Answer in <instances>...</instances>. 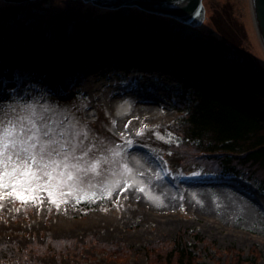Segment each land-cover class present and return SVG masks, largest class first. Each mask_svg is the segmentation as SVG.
Here are the masks:
<instances>
[{"label":"rangeland","instance_id":"rangeland-1","mask_svg":"<svg viewBox=\"0 0 264 264\" xmlns=\"http://www.w3.org/2000/svg\"><path fill=\"white\" fill-rule=\"evenodd\" d=\"M76 1L71 4L79 7ZM251 1L204 0L203 23L194 28L169 19L164 22L169 33L166 39L184 41L199 33L223 42L232 39L231 49L246 53L264 70V47ZM40 2L32 7L35 9L21 12L15 22L0 20V114L25 105H31L38 112L48 109L47 115L54 125L65 122V127L72 125L73 130H86L89 135L84 143L104 162L96 171L86 174L82 193L86 198L79 203L73 196H67V203L50 208L45 191L35 194L38 197L35 202L21 205H17L20 200L13 197L0 200V244H16L20 251L28 248V258L36 257L35 264H176L179 254L176 249L180 246H193L198 264H248L245 260L252 256L256 258L255 264H264V190L255 179L223 175L187 178L179 173L180 169L178 173H170L162 161V153L174 162L178 157L168 146L174 144L172 135L177 131L168 133L165 129L178 119L172 105L175 101V107H181L180 99L170 101L167 96L180 94L179 81L189 75L182 73L185 67L179 62L171 66V60L169 63L163 54H158L160 44L167 48L165 36L161 38L163 44L159 40L151 42L156 31L151 29L150 23L141 22L129 25L137 32L144 30L140 28L144 25L150 35L134 38L130 28L123 29V24L121 32L111 30L113 35L108 36L125 47L129 55L119 53L113 54L111 60L94 58L90 61L85 50L86 46H91L88 35L83 32L85 37L76 40L79 30L73 20L64 24L62 30L60 27L48 29L50 14L55 17L69 2L48 0L44 5ZM1 4L4 3L0 1ZM117 11L94 7V12L101 15L99 21L131 12L125 8ZM214 18L218 19L223 35L217 33ZM42 27L46 33L42 39L46 36L47 42L37 36ZM132 38L141 40V49L135 47L137 44H133ZM52 45H64V57L55 49L42 56ZM22 48L30 53L27 58L35 62L33 66L40 67L42 61L47 60L52 66L62 65L65 70L74 72L75 62L84 64L83 71L68 77V81H75L72 87H63L73 91V98L43 101L46 85L42 81H48L47 78L28 75L27 79L17 76L22 72L13 73L12 67L18 60L12 50ZM227 50L223 54L230 62L232 56ZM178 57H182L181 54ZM195 73L200 81L207 79L208 66ZM224 73L221 71L222 76ZM197 78L190 80L196 83ZM16 81L33 82L27 97L14 93ZM51 89L64 93L59 86L53 85ZM65 113H69L68 119ZM146 129L151 131L135 142L138 133ZM143 141L145 145L139 143ZM124 166L130 171L124 172ZM249 168L258 176L253 170L255 166ZM257 172L264 179V170ZM113 181L117 183L112 184ZM110 184L111 192L107 190ZM64 239L72 241L68 248L58 252L50 247V243ZM40 245L51 251L39 253L37 246ZM34 251L37 253L32 255ZM169 253L171 259L165 258ZM0 264L11 263L5 259Z\"/></svg>","mask_w":264,"mask_h":264},{"label":"trees","instance_id":"trees-1","mask_svg":"<svg viewBox=\"0 0 264 264\" xmlns=\"http://www.w3.org/2000/svg\"><path fill=\"white\" fill-rule=\"evenodd\" d=\"M44 1L46 0H42L40 3ZM66 1L69 4L61 7L60 11L59 8H56L59 12L55 17L53 14H50V17H54V19H47L48 26H50L48 29L51 31V27H60V30H62L64 24L66 25L67 22L73 20L74 26L77 27L76 30H79V34L78 32L76 33L75 39L79 40L80 37H85L82 34L83 32H86L88 35L87 40H89L91 46L89 48L86 46L85 50L90 55L91 61L94 58L111 60L113 54H126L127 51L122 49L116 41H112L108 36L112 34L111 30L121 32L123 24L126 27L123 29L129 30L130 28V34H135V37L144 38V36L150 35L149 30L146 31L144 29L137 32L129 24H133L132 22L150 23L151 29L156 31L151 42L159 40L163 44L164 41L161 38L164 39V36L166 38L169 35L164 26V22L166 23L167 21L165 17L148 14L137 9H130L129 16L112 15L111 18L105 17L99 21L101 15L94 12L93 6L90 5L89 7L87 6L89 4L84 5V3L77 0L76 3L80 5L79 7H75L71 4L73 1ZM38 4L39 2L19 5L1 4L3 6L0 5V20H16L20 12L24 10L29 11L30 8ZM82 9H86L85 12ZM95 13L97 17H94ZM214 19L216 22L212 20L216 31L218 34L223 35L221 27L217 24L218 19ZM45 34L43 27L38 29L37 36L47 42L46 36L42 39ZM61 36H64V34L62 33ZM226 37L228 38L227 35ZM134 38L130 39L133 43L137 45L142 44L141 40L137 39L135 41ZM165 41L168 42V38ZM175 44V41L172 40L167 43V46L172 49L176 47ZM232 44V39L223 42L210 36L207 38L204 34L201 35L199 33L194 39H188L185 42V48L181 52L182 57L179 58L176 55H172L170 58L165 59L168 62L171 60L172 63L169 62L171 66L176 62L181 63L185 67L182 73L185 76L189 74L183 81L184 89L182 94L179 95V102L182 107L180 112L183 114V117L179 121V124H177V127L183 135L185 149L201 150L210 154L214 160L222 158L221 164L223 168L221 170L236 171L233 161L237 160L240 164H245L249 167L255 166L252 169L260 174L257 171L264 170V126L260 121V118L263 117L261 109L264 104V70L259 69L254 64V60L250 59L246 53H239L234 48L231 49ZM160 46L162 45L160 44ZM53 47L52 45L42 56L49 55L52 49H55L59 50L60 55L64 57L66 54L64 45ZM227 48L235 52L241 59H236L225 67L223 52ZM25 49L22 48L20 51L12 50L14 58L22 61L20 62V65H22L20 68H24L25 71L38 69L42 74L41 76L47 78L48 81H55L56 78H59L60 81H68V77L73 74H79L81 70L83 71L84 64L79 62H75L72 65L74 66V72L65 70L62 65L57 64L52 66L47 60H43L40 67L33 66L35 62L29 61L30 59L27 57L30 53ZM167 53L171 55V50L166 49L165 54ZM94 54H96V57H94ZM127 54L129 55V52ZM162 56L167 57V55ZM214 58L215 61L213 60ZM165 64L168 65L167 61ZM204 66H208L209 76L207 79H204L205 81H200L195 72H199ZM221 71H225L224 76L221 75ZM194 78H197V84L191 83V80ZM69 93L70 95L66 98L59 97L58 101L73 98L72 91H69ZM260 181L264 183L263 178ZM197 241L201 240L197 238ZM69 243V241H60L50 244V247L56 248L59 252L68 248ZM191 248L193 247L189 249V246H182L176 249V251H179L176 264H198L195 261L196 256L192 254ZM165 258L171 259V253L166 254ZM5 259H9L14 264H23L24 262L22 261L28 258L27 255H24L20 251L16 244L3 243L0 244V262H3ZM245 262L255 264L256 258L252 256L246 259Z\"/></svg>","mask_w":264,"mask_h":264},{"label":"snow or ice","instance_id":"snow-or-ice-1","mask_svg":"<svg viewBox=\"0 0 264 264\" xmlns=\"http://www.w3.org/2000/svg\"><path fill=\"white\" fill-rule=\"evenodd\" d=\"M47 112L25 105L0 114V200L8 196L22 203L35 202V194L46 191L49 202L59 207L67 203V196L78 203L86 198L82 195L86 174L104 161L84 143L86 130L65 127V122L54 125ZM128 171L124 166V172ZM107 190L111 192V184Z\"/></svg>","mask_w":264,"mask_h":264},{"label":"water","instance_id":"water-1","mask_svg":"<svg viewBox=\"0 0 264 264\" xmlns=\"http://www.w3.org/2000/svg\"><path fill=\"white\" fill-rule=\"evenodd\" d=\"M6 3H23L33 0H2ZM101 9L116 10L136 7L147 13L170 17L177 22L196 27L204 19L202 0H82ZM255 24L264 47V0H252Z\"/></svg>","mask_w":264,"mask_h":264},{"label":"bare ground","instance_id":"bare-ground-1","mask_svg":"<svg viewBox=\"0 0 264 264\" xmlns=\"http://www.w3.org/2000/svg\"><path fill=\"white\" fill-rule=\"evenodd\" d=\"M137 21H138V18H137ZM132 23L135 25V24H138L139 22H137V23L132 22ZM140 23H141V22H140ZM140 23H139V24H140ZM141 27H142V28H145L146 31L149 30V29H147L146 26H144V25H141ZM165 40H166V38H165ZM261 119H264V117L260 118V120H261ZM180 247H182V246H180ZM189 249H190V247H189ZM191 251H192V254L194 255V250H193V248H191ZM40 252H41V253H44L45 251H40ZM50 253H51V252H50Z\"/></svg>","mask_w":264,"mask_h":264}]
</instances>
